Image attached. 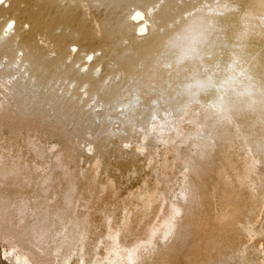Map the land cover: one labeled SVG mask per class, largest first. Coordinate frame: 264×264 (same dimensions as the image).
Segmentation results:
<instances>
[{
    "label": "rangeland",
    "instance_id": "1",
    "mask_svg": "<svg viewBox=\"0 0 264 264\" xmlns=\"http://www.w3.org/2000/svg\"><path fill=\"white\" fill-rule=\"evenodd\" d=\"M145 1L155 15L170 0H0V264H129L104 221L129 212L133 264H264L262 2L259 47L235 62L222 17L248 0H175L156 51L131 21ZM158 203L180 211L147 242Z\"/></svg>",
    "mask_w": 264,
    "mask_h": 264
},
{
    "label": "bare ground",
    "instance_id": "2",
    "mask_svg": "<svg viewBox=\"0 0 264 264\" xmlns=\"http://www.w3.org/2000/svg\"><path fill=\"white\" fill-rule=\"evenodd\" d=\"M59 1V0H58ZM62 1V0H61ZM79 2V1H78ZM77 2V3H78ZM175 2V0H170L168 1L167 3H169L168 5H166L165 7H163L159 13L155 14L154 15V12L152 11L153 8L149 5V2L145 1V9L144 10H139V9H136L134 11V13L132 14L131 17H133L131 19L132 22L136 21V31L138 32V34H140L139 36H143L145 32L148 33V28H155V33L151 34V36L149 37V39H151L153 42H155V49L154 51H156L158 48H159V41H160V38H161V32H162V29L165 27V24L167 22V20L171 17H175L174 14L175 11L171 14V9L169 8V5L171 3ZM258 2H262V4L260 5L262 8L261 9H264V0H248L247 2V10L244 14H242L241 16H239L238 20H236L235 18L233 19H229V17H222L223 18V22H221L222 24V31L223 32H230L232 34V37H233V41L232 44H231V48H232V53L230 54V59L231 61H242V60H245L248 56V53L250 52V50L252 48H255L259 47V44H260V40L259 39H256L254 41H252V37L251 35L257 30V27H258V24L257 22H254L253 20V17L256 15V13L258 12V9H259V5H258ZM67 4V2H66ZM79 4H83V3H79ZM85 5V3H84ZM34 9V8H33ZM87 9V8H86ZM47 10H48V7H47ZM84 12V11H82ZM87 12V11H86ZM48 13V11H47ZM79 13V12H78ZM90 14V13H89ZM24 15V14H23ZM86 15L88 16V13H86ZM187 15V11H183L181 13V16H185ZM26 16V15H25ZM24 16V17H25ZM46 16V15H45ZM27 17V16H26ZM92 17V16H91ZM88 18V17H87ZM30 19V18H29ZM93 22H94V19H92ZM264 20V18H263ZM8 21V20H7ZM219 22V20H217ZM239 21L242 23H249L250 24V31H246L245 29H243L242 27H240L238 25ZM13 22L12 20L7 23L3 28L5 31H3V33H6L7 31H10L9 28V24ZM262 22V21H261ZM115 24V23H114ZM87 25V24H86ZM94 25V24H93ZM116 25V24H115ZM96 26V25H95ZM8 29V30H7ZM96 29V28H95ZM133 30V29H131ZM96 31L98 32V29H96ZM47 32V30H44V33ZM98 34V33H96ZM255 34V33H254ZM4 35V34H3ZM100 37V36H99ZM24 38V37H23ZM100 39V38H99ZM216 39V37H215ZM118 40V39H117ZM51 46V45H50ZM48 49V48H47ZM49 50V49H48ZM153 51V52H154ZM209 51H212V50H209ZM152 52V53H153ZM153 59V57H152ZM154 62V66H151V71L152 72H156V67L155 65L156 64H160V63H156L155 60H153ZM257 63L258 65L260 66L262 72L264 73V56H261L259 55V58L257 59ZM186 67H183L182 69H184ZM128 69H132L131 67H128ZM183 72V71H181ZM180 75L179 74H176L175 78H178ZM185 78V77H183ZM139 86L138 84H134L131 80L129 82V91L131 90H135L137 89ZM102 106V105H100ZM102 109V108H101ZM96 110V109H95ZM1 113V112H0ZM2 114V113H1ZM4 114V113H3ZM195 116V115H194ZM2 117V116H1ZM102 117V116H101ZM187 118V117H186ZM194 118V117H193ZM101 119V118H100ZM99 119V120H100ZM187 120V119H186ZM203 121V119H202ZM201 121V122H202ZM200 122V123H201ZM15 124V123H14ZM100 124V123H99ZM86 125V126H85ZM195 125V124H194ZM200 125V124H199ZM89 126V120L88 119H85L84 120V123L82 124V127H85V128H88ZM182 126V125H181ZM179 127V126H178ZM17 128V127H16ZM181 130H179V132H177V135H180L181 137L184 136V132H183V129L180 128ZM16 131V130H15ZM187 135V134H185ZM179 136V139L181 138ZM184 138V137H183ZM31 141V140H30ZM29 141V142H30ZM28 144V143H27ZM32 144V143H31ZM35 144V143H34ZM251 145L257 149V150H263L264 149V144H262L261 142L257 141V142H254V143H251ZM35 150V149H34ZM47 152V151H46ZM72 152V151H71ZM70 153V152H69ZM59 154V153H58ZM73 155V154H72ZM56 156V155H55ZM65 156V155H64ZM55 159V158H54ZM57 159V158H56ZM69 159V158H68ZM58 160V159H57ZM60 161V160H59ZM62 161V159H61ZM95 162V161H94ZM59 163V162H58ZM66 163V162H65ZM249 165L248 166H251L250 163H248ZM60 165V164H59ZM254 165V164H253ZM66 166V164H65ZM95 166V165H93ZM23 167V166H22ZM33 167V165H32ZM39 167V166H38ZM60 168H62V165L60 166ZM65 168V167H63ZM253 168V167H252ZM8 169V168H7ZM17 169V168H15ZM37 169V168H36ZM250 169V168H249ZM20 170V169H19ZM32 170V169H31ZM91 170V168H90ZM89 170V171H90ZM248 170V169H247ZM252 170V169H251ZM9 171V170H8ZM13 171V169H12ZM33 171V170H32ZM38 171V170H37ZM72 171V170H71ZM88 171V172H89ZM92 171V174L94 172V169L91 170ZM90 171V172H91ZM66 172V170H65ZM21 173V172H20ZM79 173V172H77ZM91 174V173H90ZM44 175V174H43ZM79 175V174H78ZM33 176V175H32ZM42 176V174H41ZM94 176V175H93ZM92 176V177H93ZM95 177V176H94ZM93 177V178H94ZM42 178V177H41ZM47 178V177H46ZM82 179V178H81ZM45 180V179H44ZM57 181V180H56ZM41 183H44V182H41ZM46 183V182H45ZM62 183V182H61ZM91 185V184H90ZM108 185L111 186L112 188V184H109L108 182ZM101 187V185H100ZM92 188V187H91ZM71 189V188H70ZM75 189V187L73 188ZM90 189V188H89ZM105 189V188H104ZM108 189V188H107ZM110 189V187H109ZM72 190V189H71ZM100 190V189H98ZM155 190V189H154ZM74 191V190H73ZM102 191H103V187H102ZM112 192V190H109ZM153 191V190H151ZM105 192V190H104ZM71 193V192H70ZM103 192H100V194H102ZM152 194V192H150ZM149 193L148 196H145L142 198V201L143 202V206L138 209V210H135V214L139 216H141L142 214L145 213V211L149 212L150 210H148L150 207H151V194ZM155 193V192H153ZM91 194V193H90ZM161 194V193H160ZM133 195V194H132ZM135 195V194H134ZM160 197V196H158ZM69 199V198H68ZM67 199V204H69V201ZM133 199V197H132ZM158 199V198H157ZM46 200V199H45ZM162 200V198H161ZM66 201V200H65ZM158 202V200H156ZM73 204V203H72ZM142 204V203H140ZM159 204V203H158ZM154 205V210L155 212L157 213L158 211V214H156L157 218H153L154 220L151 221V223L147 222V226L145 225V237L142 238L144 240H146L147 242H151L152 241V238H153V234L160 228L162 227L165 231V234H169L171 233L172 231H174V224L172 223V220L173 218L179 213L180 211V208L179 206L177 205H173V204H168V205H164L165 208L163 209V211L161 213H159V209L162 208V204L163 203H160L159 205ZM167 204V203H166ZM40 205V204H39ZM230 205V206H229ZM39 207V206H38ZM36 209V208H35ZM129 212V211H128ZM127 213V212H126ZM134 213V212H133ZM129 214L130 212L128 213V215L126 216L125 214V217L124 219L122 220V222L120 223V225L117 227H111V224L109 222V220L107 219H104V221H106L105 223V227H106V230L105 232L107 231V234H109V236H111L116 243V245H121V247L119 248H126L127 249V254H126V258H127V261L129 262V264H133L134 263V253H135V250L137 249V244L136 242H140V241H132L130 244H123L121 243L119 240V236H120V230H119V227H121V229L124 231V230H127L128 231V219H129ZM220 214L222 215V220L224 221H227L229 223V226L231 229H234L235 226L237 225V206H232L231 204H228V203H224L223 206L220 207ZM107 217V216H106ZM147 217V216H146ZM6 219V218H5ZM81 219V218H80ZM83 219V218H82ZM139 219V218H138ZM141 219V218H140ZM144 219V218H143ZM55 220V219H54ZM142 220V219H141ZM140 222V221H139ZM119 223V222H117ZM116 223V224H117ZM130 223V222H129ZM67 225V224H66ZM87 226V225H86ZM64 227V226H63ZM77 229V228H76ZM75 229V230H76ZM82 229V228H81ZM86 231L85 229H82V231ZM130 231V230H129ZM73 232V231H72ZM71 232V233H72ZM61 233V232H60ZM144 233V232H143ZM76 234V232H75ZM80 234V233H79ZM86 234V232L84 233V235ZM163 236H164V233H162ZM60 236V235H59ZM142 236V234H141ZM167 236V235H166ZM165 237V236H164ZM79 238V237H78ZM83 238V237H82ZM85 238V237H84ZM83 238V239H84ZM110 238V237H109ZM143 240V241H144ZM78 241V240H76ZM82 241V240H81ZM124 241V240H122ZM142 241V242H143ZM145 241V242H146ZM61 242V241H60ZM83 242V241H82ZM38 243V242H37ZM80 243V242H79ZM64 244H66L64 242ZM123 244V245H122ZM145 244V243H144ZM80 245V244H79ZM117 245V246H118ZM150 245V244H149ZM60 246V245H59ZM82 247V246H81ZM69 261V260H68ZM68 263V262H67ZM14 264H15V261H14ZM222 264H228V263H222Z\"/></svg>",
    "mask_w": 264,
    "mask_h": 264
}]
</instances>
